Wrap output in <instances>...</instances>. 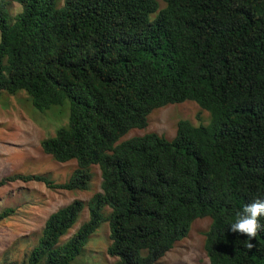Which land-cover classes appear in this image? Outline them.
<instances>
[{"label":"trees","instance_id":"obj_1","mask_svg":"<svg viewBox=\"0 0 264 264\" xmlns=\"http://www.w3.org/2000/svg\"><path fill=\"white\" fill-rule=\"evenodd\" d=\"M162 1L0 0V94L24 91L41 112L68 101L67 124L40 147L76 163L63 182L18 173L0 184L84 190L92 166L101 174L87 202L48 215L20 264H71L103 222L111 264H155L201 217L208 264H264V228L252 249L230 230L264 199V0ZM186 100L209 113L206 125L180 119L172 139L124 138Z\"/></svg>","mask_w":264,"mask_h":264},{"label":"rangeland","instance_id":"obj_2","mask_svg":"<svg viewBox=\"0 0 264 264\" xmlns=\"http://www.w3.org/2000/svg\"><path fill=\"white\" fill-rule=\"evenodd\" d=\"M163 6L162 0H157ZM20 10L14 3L12 14ZM68 101L41 112L33 107L28 95L19 91L14 95L0 94V181L13 174H46L54 182L69 178L76 167L75 160L58 162L42 152L40 141L53 136L67 124ZM187 119L193 125L207 124L210 115L196 102L186 100L153 110L143 129H134L124 138L155 132L167 139L175 136L176 124ZM91 180L84 190L48 188L41 182L21 180L0 184V212L11 208L9 215L0 219V264H20L37 243L44 221L49 214L74 199L87 202L101 191L98 166L91 167ZM108 210H106L107 212ZM87 207L61 241L68 239L87 220ZM211 223L209 217L195 219L188 234L177 241L155 264H208L204 250L205 233ZM110 244L109 227L103 222L90 236L81 254L71 264H111L114 258L107 254Z\"/></svg>","mask_w":264,"mask_h":264},{"label":"clouds","instance_id":"obj_3","mask_svg":"<svg viewBox=\"0 0 264 264\" xmlns=\"http://www.w3.org/2000/svg\"><path fill=\"white\" fill-rule=\"evenodd\" d=\"M264 217V199H255L244 206L241 212L237 213V219L230 224V230L247 237V247L252 249L254 245L250 241L256 238L259 231L264 228L260 218Z\"/></svg>","mask_w":264,"mask_h":264}]
</instances>
